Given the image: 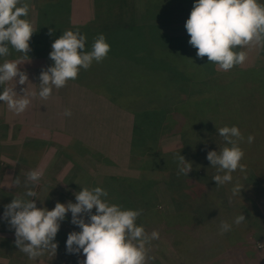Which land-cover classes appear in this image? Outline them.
Wrapping results in <instances>:
<instances>
[{
  "label": "rangeland",
  "instance_id": "rangeland-1",
  "mask_svg": "<svg viewBox=\"0 0 264 264\" xmlns=\"http://www.w3.org/2000/svg\"><path fill=\"white\" fill-rule=\"evenodd\" d=\"M43 1L44 0H30L29 3L31 11H29L28 18L26 17V19L31 21L37 30L29 41L31 48V51L27 53L29 58L10 47V55L7 57H0V63H3L5 60L19 61V67L22 66L20 67L21 71L27 73L29 82L25 85H20L16 84V81L13 80L10 82L11 85L14 87L16 84V92L19 95L23 94V89L25 88H27L29 93L33 91L37 93V96L29 97L31 99V104L24 113L17 115L11 112V115L14 116V118H23L24 115H27L29 122H33V116H39L42 123L45 122L48 126L50 125L51 128H56L53 126L57 124L55 121L58 118V112L49 111V100L57 93H63L65 89L70 88L74 91L77 84L73 83L69 85L68 83L65 87L60 89L53 87L50 98L47 100L41 99L38 95L41 89L40 73L42 70H46L48 67L53 66L54 61L49 57L52 51L51 46L49 48L50 51L40 48H43L44 44L53 43L64 31L72 30L77 32V25L70 20L67 21L68 16L67 13H64L62 6L59 7V14L56 17L47 13V15L42 18L37 10ZM49 1L47 2L48 4ZM57 1L59 0H54L53 3ZM62 1L64 2L66 0ZM135 1L137 2V0ZM27 2L28 0H26L25 3ZM46 12L47 9L44 10V13ZM189 16V13H177L170 17L160 16L156 20V24L159 31L163 34L170 36H189L185 28V23ZM49 28L54 29L51 35H49ZM113 37L112 35L111 41L108 42L111 46V54L115 48L119 49L117 43L112 41L114 39ZM117 37L125 41L128 45L132 43L129 31L120 33ZM119 45L122 47L121 49L126 48L123 47L126 44L122 42H120ZM253 49L254 47L245 49L247 52V59L239 66L251 64L253 62ZM25 64H27V66ZM37 64H42L44 66ZM215 68L218 70L216 65ZM78 76L82 77L80 74ZM91 83L87 84V82H82L83 85H80H85L84 87L87 86L92 91H96L92 88L93 86ZM100 86L103 85L100 83ZM3 87L4 85H0L1 92L3 91ZM28 87L31 89H28ZM97 90L101 91V89ZM115 101H117V104L121 107L130 108V105H133L135 108L136 100L133 101L134 103H130L129 99L125 97H115ZM137 101L139 102L141 100L137 99ZM39 107L46 111H32V109L37 110ZM145 108L148 109L147 106H145ZM262 109H264V100H259L257 111H262ZM110 112L111 111H108V113ZM136 114V117H134L136 135L135 138L131 135L130 143L140 145L143 142L138 139V135L143 130V123L141 120L143 117L145 118V116H142L143 113ZM117 118H119V116L117 117L116 115L112 123L109 116L105 130L102 126L92 133L96 139L97 146L101 150H106V144L104 142L108 140L109 149H113L114 153H118L119 157H112V160L107 154L98 152V149V151L95 150L96 148L88 149L85 148L83 144L77 142L76 111H71V116L63 117L64 121L67 120V132L60 131L59 128L48 130L44 129L42 126L25 125L19 122L8 125L5 122V118L1 117L0 188L11 191L17 198L24 199H31V197L25 195L26 191L31 188V190L35 191L37 194L34 198L37 207L52 210L57 202L67 204L71 201L75 203V193L81 191L84 187L92 189V184L90 186V182L93 177L121 176L127 178L128 182L124 183L122 185L123 187H117L112 190L111 194L113 196L107 200L109 203L118 204L123 209L142 210V213L144 210L150 208H154L158 213H172L173 211L183 210L186 206L185 202L191 200L186 191L189 189L187 187L188 181L193 179L201 188L197 194H193V202L189 201L188 204L189 209H203L202 213L204 216L209 217L213 214L214 207L209 201H205V199H207L206 194L217 193L219 190L225 192L227 190V193L223 195L222 201L226 203V206H222L221 209L223 212L232 214L231 220L229 221L242 231L241 234L246 233V229L249 230L246 237L248 241L250 240L251 242L249 241L248 246L255 248L259 258V260L249 261V264H264V248L258 247V243H264V183L258 181L255 175H252V177L247 179L243 184L244 194L240 192L233 195L232 189L237 184L232 180L230 183L217 186L213 177L219 173L214 167L210 169V162L205 159L206 151L209 149L210 151H218V145L216 143L202 140V142H199L208 147L203 150L204 152L200 149H191V147H188L186 151L183 147V140L180 134H166L165 132L162 134L161 131H157L160 136H157L156 149L152 152H148L145 157L147 162L143 165L144 169L141 171L137 168H131L129 166L130 151L128 154V147H125L127 142L126 138L129 134V127H125L124 125L123 127L119 126L116 122ZM47 132H53L54 136L47 135ZM105 133H109V137L104 141L103 135ZM111 135H113L112 138H110ZM100 137H102V139ZM180 147H183L184 150ZM108 152L111 153L110 150H108ZM199 152L200 156H202L200 160ZM180 155H186L187 160H185L192 165V171L188 173V175L179 172ZM138 162L140 163V161ZM205 169L208 170V173L205 172ZM32 170H40L43 172L42 178L35 184L27 181L28 173ZM202 170H204V173H199ZM167 177L173 180L181 179V183L182 181L185 182L173 193L171 189L174 185L169 187L171 183L169 184L168 181L165 180ZM17 178L20 180L19 185L15 184ZM26 183L28 185L27 188L25 187ZM134 183L136 186H133ZM1 196L2 194L0 192V197ZM3 200L4 199H0V208L4 204L2 203ZM93 214H95V209H93ZM241 214H243L246 219L244 222L237 225L235 219ZM85 219L87 222V217H85ZM154 220L155 218L150 219V228L147 231L149 234L154 230L159 232L156 226L160 221L156 222ZM217 224L220 226L221 222ZM201 228L197 231L196 229H185L181 237H183L186 245L178 249L173 245V242L176 237L180 236L178 235L179 231H174L171 234V238L172 235L174 236L171 240L161 235L158 240H152L149 246V256L151 259H149L148 264H243L240 263V259H238L237 262H232V258L227 256L229 250L225 248L226 246L224 244L222 245L220 243L223 240L221 236H225L224 233H221V230L217 231L213 226ZM239 229H237V232H233V236L236 237L235 241L239 239ZM73 231L79 232L80 229L78 226L71 223V213L69 212L66 214L65 220L61 222V227L54 241L58 243L56 255L53 256L45 252L44 255L36 259H29L25 253L19 251V248L16 247L14 243L15 230L12 229L7 222L1 220L0 217V264H83L85 257L82 250L78 254H70L66 250L68 234ZM208 247H210L209 251ZM224 257H227L225 261Z\"/></svg>",
  "mask_w": 264,
  "mask_h": 264
},
{
  "label": "trees",
  "instance_id": "trees-1",
  "mask_svg": "<svg viewBox=\"0 0 264 264\" xmlns=\"http://www.w3.org/2000/svg\"><path fill=\"white\" fill-rule=\"evenodd\" d=\"M48 1L44 0L38 7L37 12L42 18L47 13L56 17L59 5L62 3L59 1L53 3L54 0H51L48 4ZM90 1L88 6L77 5L81 14L89 9L91 13L93 12L91 20L77 24V32L87 37L85 51L92 50V44L99 34H104L107 42L111 41L113 35L112 41L117 43L119 49H114L117 53L109 52L102 62L94 61L89 69H81L79 74L82 77L78 76V78L87 84L92 82L93 89H101V92L115 103H117L115 97H125L130 103L136 100L135 108L130 105V110L134 117L136 113H143L142 116H145L141 120L143 130L138 135V139L143 143L130 145L129 166L141 171L144 169L147 153L156 149L157 136H160L157 131H161L162 134L164 132L180 134L186 151L188 147L202 151L208 148L199 142L202 140L216 143L217 150L220 151L230 145H227L224 138L219 136L218 129L236 126L245 138L239 143V147L245 153L241 163L246 165V169L233 172V181L241 186L243 194V184L252 175L264 183V109L257 111L259 100H264V48L254 47L251 64L235 66L228 72L220 71L215 68V64L209 63L207 57L203 59L197 57V49L188 42L189 36L163 34L156 24L160 16L170 17L177 13L190 15L195 0ZM25 2L26 0H22V4ZM27 3L29 5L30 0ZM260 3H264V0H260ZM66 6L65 2V11ZM45 9H47L46 13H44ZM29 11H31L30 8ZM126 31H129L130 39H132L130 45L117 37L118 34ZM120 42L126 44L123 46L126 47L125 49H121ZM51 44H44V47L40 49L50 51ZM100 83L103 86H100ZM137 99L141 101L138 102ZM135 128L134 118L133 138L136 135ZM47 135L54 136V133L47 132ZM249 135L255 137L251 144L247 143ZM183 147L180 148L183 149ZM209 151L210 149L206 151V154L204 153L206 160H208ZM182 156L187 158L186 155ZM201 158L199 152V160ZM212 167L210 166V169ZM214 168L217 171V168ZM205 172L208 173V170L205 169ZM127 180L121 176H98L91 179L90 186L92 184V188L105 189L109 193L106 199L109 200L113 196L112 190L123 187ZM165 180L171 183L169 187L174 185L171 189L173 193L185 182L181 183V179L173 180L169 177ZM188 182L189 189L186 193L191 198L189 200L191 202L193 194H197L201 187L193 179ZM133 186L136 184L134 183ZM226 191L219 190L213 194L207 191L211 194H206L205 201H209L214 207V212L209 217L204 216L203 209H189L188 201L185 202L186 206L183 210L172 213H158L154 208L144 210L136 223L138 226H143L147 232L150 228V219L155 218L154 221H160L156 226L159 234L170 240L174 237L172 235L171 238V234L179 231L180 236L173 242L178 249L186 245L181 237L185 229L197 231L201 227L213 226L219 231L221 225L218 226L217 223L227 222L231 225V230L223 232L225 236H221L223 242L220 243L229 250L227 256L232 258V262L240 259V263L249 264V261L259 260L257 251L254 247L248 246L250 240L248 241L246 236L249 230L243 229L246 233L241 234L242 231L229 221L232 214L222 211V206H226V203L222 202ZM0 192L2 194L0 199H4V202L2 201L4 204L0 208V217L7 222L3 218L5 206L17 197L9 190L0 188ZM237 229L240 230V236L235 241L233 232H237ZM209 249L210 247L208 251ZM226 258L224 257V261Z\"/></svg>",
  "mask_w": 264,
  "mask_h": 264
},
{
  "label": "clouds",
  "instance_id": "clouds-1",
  "mask_svg": "<svg viewBox=\"0 0 264 264\" xmlns=\"http://www.w3.org/2000/svg\"><path fill=\"white\" fill-rule=\"evenodd\" d=\"M28 15V3L0 0V57L9 56L10 47L28 57L27 53L31 51L29 41L37 31L33 23L26 19ZM185 28L190 36L189 44L197 49V57H207L218 70L228 72L246 61L245 49L264 48V3L260 0H195ZM53 32L54 29L49 28V35ZM86 40L85 35L72 30L64 31L55 39L49 54L54 65L40 73L38 95L41 99L50 98L53 87L60 89L68 81L76 80L81 69L87 70L94 61L99 63L107 58L111 46L104 34L95 38L91 51H85ZM19 65V61L5 60L0 63V85H7L13 80L20 85L29 82L27 73L21 71ZM15 86L4 87L0 92V101L19 115L31 104L29 97H35L37 93H29L25 88L19 95L14 90ZM63 114L71 116V111L66 109ZM218 133L230 147L226 146L219 152L209 151L207 159L218 173H223L213 177L216 185L222 186L233 180V172L246 169V165L241 163L245 153L239 147L245 138L236 126L219 128ZM254 139L249 135L247 143H253ZM179 165V172L184 175L192 171L191 163L182 155L179 156ZM42 176V171L32 170L27 181L35 184ZM15 184H20L19 178ZM25 187H28L27 183ZM241 190V186L236 185L232 189L233 195ZM25 195L32 199L13 198L5 206L3 218L15 230L16 247L29 259H36L45 252L56 255L58 243L54 241L61 222L69 212L71 223L80 231L68 234L66 250L70 254H78L82 250L85 257L83 264H148L151 241L160 238L158 231L149 234L143 226L137 225L142 210L123 209L118 204L109 203L106 199L109 193L101 187H84L75 193V203L57 202L52 210L37 207L33 199L37 194L31 188ZM245 219L241 214L236 217L235 223L239 225ZM220 227L221 233L231 230L227 222H221ZM258 247L264 248V243H258Z\"/></svg>",
  "mask_w": 264,
  "mask_h": 264
},
{
  "label": "crops",
  "instance_id": "crops-1",
  "mask_svg": "<svg viewBox=\"0 0 264 264\" xmlns=\"http://www.w3.org/2000/svg\"><path fill=\"white\" fill-rule=\"evenodd\" d=\"M62 2V3H61ZM67 4L66 11L64 9V4ZM90 0H66L62 1L59 0V3H61L64 13H67L68 19L67 21H71L74 24H79L80 22L88 21L93 18V12L91 13L89 10L86 11V13L81 14L80 9H78L77 5L85 4L88 6L90 3ZM59 5V7H61ZM59 10V9H58ZM59 14V11H58ZM72 18V20H71ZM72 81V82H71ZM68 81L69 85L76 83L77 86H75V90L72 91L70 88L65 89L63 93H57L54 95L48 103L49 111H57L58 112V118L55 121L57 123L55 126L56 128H51V126L45 122H41L40 117L33 116V122H29L27 119V115H24L23 118H14V116L11 115V110L8 109L7 105L0 101V118L4 117L5 122L8 125H13L14 122L23 123L25 125H37L42 126L44 129H57L59 128L60 131L67 132L66 129V122L67 120H63V117L65 115L63 114L66 109L70 111H76L77 115V142L79 144H83L85 148H93L97 150L98 152L102 154H107L112 160V157H119L118 153H114L113 149H109L108 147V140L104 142L106 144V150H101L97 144L96 139L94 138L93 134L95 131L98 130L99 127H105L107 125L108 117L110 116L112 123L114 122V119L117 115L119 118L116 119V122L119 126L123 125L125 127H129V134L126 138L127 142L125 147H128V154L130 151V139L132 135V129H133V123H134V114L130 108H125L119 106V104L115 103L109 96H107L105 93L101 92L100 90L95 89L96 91H92L89 89V87L81 86L82 82L77 78V80H71ZM67 83V84H68ZM83 85V84H82ZM4 87H13L11 83L9 82L7 85H4ZM3 87V88H4ZM28 89H31L28 87ZM16 91V88L14 89ZM1 92V91H0ZM32 111H46L45 109L38 108L37 110L32 109ZM108 111H111L108 113ZM115 113V114H113ZM60 117V118H59ZM39 118V119H38ZM122 118V120H121ZM123 123V124H122ZM104 141L105 139H108L109 133H105L103 135ZM113 135L110 136L112 138ZM102 139V137H100ZM108 150L111 151L108 152Z\"/></svg>",
  "mask_w": 264,
  "mask_h": 264
}]
</instances>
